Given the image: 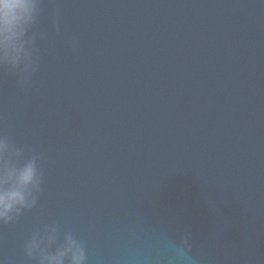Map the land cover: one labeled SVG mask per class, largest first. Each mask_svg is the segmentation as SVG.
<instances>
[{
    "label": "water",
    "instance_id": "obj_1",
    "mask_svg": "<svg viewBox=\"0 0 264 264\" xmlns=\"http://www.w3.org/2000/svg\"><path fill=\"white\" fill-rule=\"evenodd\" d=\"M36 29L31 82L0 70V132L40 155L42 191L0 225V264H31L50 220L87 264H177L186 232L197 264H264V0H44ZM154 35L166 62L139 58Z\"/></svg>",
    "mask_w": 264,
    "mask_h": 264
},
{
    "label": "clouds",
    "instance_id": "obj_2",
    "mask_svg": "<svg viewBox=\"0 0 264 264\" xmlns=\"http://www.w3.org/2000/svg\"><path fill=\"white\" fill-rule=\"evenodd\" d=\"M44 0H0V70L7 69L23 89L38 70L37 41L47 38L36 29ZM51 29L59 32L58 13L51 17ZM75 50L78 41L70 40ZM40 155L17 146L0 132V225L15 223L33 209L42 191ZM191 233L173 240L171 250L177 264H197L190 254ZM22 251L31 264H87L83 241L56 220L35 225L23 241Z\"/></svg>",
    "mask_w": 264,
    "mask_h": 264
}]
</instances>
